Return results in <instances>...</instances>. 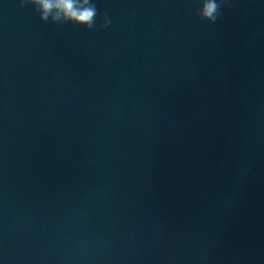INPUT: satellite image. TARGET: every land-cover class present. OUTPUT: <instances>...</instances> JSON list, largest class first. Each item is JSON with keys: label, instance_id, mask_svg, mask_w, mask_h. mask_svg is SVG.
I'll list each match as a JSON object with an SVG mask.
<instances>
[{"label": "water", "instance_id": "water-1", "mask_svg": "<svg viewBox=\"0 0 264 264\" xmlns=\"http://www.w3.org/2000/svg\"><path fill=\"white\" fill-rule=\"evenodd\" d=\"M93 2L0 0V264H264V0Z\"/></svg>", "mask_w": 264, "mask_h": 264}, {"label": "clouds", "instance_id": "clouds-1", "mask_svg": "<svg viewBox=\"0 0 264 264\" xmlns=\"http://www.w3.org/2000/svg\"><path fill=\"white\" fill-rule=\"evenodd\" d=\"M229 0H199L200 6L195 14L209 24H215L222 16L221 8L227 5ZM33 6V10L39 14V19L45 23L65 24L71 23L77 26L96 31V17L98 9L93 0H20V7ZM103 23L99 29L111 26V19L105 14Z\"/></svg>", "mask_w": 264, "mask_h": 264}]
</instances>
